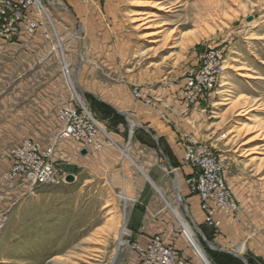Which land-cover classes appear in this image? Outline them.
I'll return each mask as SVG.
<instances>
[{
  "label": "rangeland",
  "instance_id": "rangeland-1",
  "mask_svg": "<svg viewBox=\"0 0 264 264\" xmlns=\"http://www.w3.org/2000/svg\"><path fill=\"white\" fill-rule=\"evenodd\" d=\"M6 18L14 21L0 36V264H142L133 246L157 235L141 244L126 225L133 203L80 178L61 154L70 139L59 137L58 109L84 104L111 128L127 125L106 103L116 97L220 159L238 200L236 218H224L264 249V0H32L20 20ZM24 146L39 155L57 148L58 171L78 179L25 181L13 154ZM193 234L209 264H260L211 249L204 227Z\"/></svg>",
  "mask_w": 264,
  "mask_h": 264
},
{
  "label": "crops",
  "instance_id": "crops-1",
  "mask_svg": "<svg viewBox=\"0 0 264 264\" xmlns=\"http://www.w3.org/2000/svg\"><path fill=\"white\" fill-rule=\"evenodd\" d=\"M19 75L16 74V77ZM97 91L95 86L94 92ZM106 103L111 105L115 114L130 122L128 127L118 123L111 128L106 121L100 120L105 132L97 134L99 150L86 146V153L82 154L84 144L70 139L65 142L68 148H62L64 151L61 154L65 157L63 161L76 167L80 178L87 180L89 176H94L110 190H120L122 201L124 197L128 198L124 203H133L126 217L129 232L139 237L141 244H145L152 236H160L173 244L185 259V264H209L208 256L193 243L192 238L181 233L183 227L187 235L188 231L191 232L197 242L193 233L201 226L212 232L209 237L211 249L228 252L240 259L248 256L255 262L264 263L260 239L248 240L239 225L224 217H220L221 224L216 233L204 223L199 198L191 194L186 183L191 170L183 166V139L176 130L164 122L158 113L141 103L121 102L117 97ZM125 145L129 147L123 149ZM54 153L56 157L59 156L57 148ZM67 173L73 175L75 181L78 179L76 173ZM167 206L172 213L166 209ZM241 242L243 246L232 250V246ZM125 264L140 263L135 260Z\"/></svg>",
  "mask_w": 264,
  "mask_h": 264
},
{
  "label": "built area",
  "instance_id": "built-area-1",
  "mask_svg": "<svg viewBox=\"0 0 264 264\" xmlns=\"http://www.w3.org/2000/svg\"><path fill=\"white\" fill-rule=\"evenodd\" d=\"M32 0H18L15 4L0 0V36H9L13 19L7 22L6 15L11 13L20 20L21 15ZM32 27V25H31ZM192 85V79L189 81ZM136 93V92H135ZM139 96L138 93H136ZM58 117L62 123L59 137L72 139L86 146L99 150L98 132H102L99 118L82 104L79 108L66 104L58 109ZM54 150L48 148L39 155L33 146H24L13 152L15 161L14 173L31 184H61L68 174L58 171L52 159ZM183 166L191 170L186 182L191 193L199 198V207L203 213L204 223L217 229L221 224L220 217L233 220L238 212V200L230 190L226 180L225 167L208 148L194 141H186L183 145ZM133 248L141 257L142 264H184L174 246L164 244L158 237H152L145 245L136 244Z\"/></svg>",
  "mask_w": 264,
  "mask_h": 264
},
{
  "label": "bare ground",
  "instance_id": "bare-ground-1",
  "mask_svg": "<svg viewBox=\"0 0 264 264\" xmlns=\"http://www.w3.org/2000/svg\"><path fill=\"white\" fill-rule=\"evenodd\" d=\"M139 13V12H138ZM133 125H134V123H133ZM126 155V154H125ZM126 157V156H125ZM129 157V156H128ZM127 158V157H126ZM128 159H130V158H128ZM127 176H128V174H127ZM128 185V184H127ZM131 194H133V192L131 193ZM127 197H124V202H126L127 201ZM189 238H192V241H193V243H195V245L197 244V242L195 241V238L193 237V235H192V233L191 232H189L188 231V235H187ZM200 251V250H199ZM201 253V252H200ZM201 255L203 256V254L201 253ZM204 258H205V255H204Z\"/></svg>",
  "mask_w": 264,
  "mask_h": 264
},
{
  "label": "water",
  "instance_id": "water-1",
  "mask_svg": "<svg viewBox=\"0 0 264 264\" xmlns=\"http://www.w3.org/2000/svg\"><path fill=\"white\" fill-rule=\"evenodd\" d=\"M81 153H82V154L86 153V150H85V149L81 150ZM73 180H74L73 175L68 174V175L66 176V181H67V182H72Z\"/></svg>",
  "mask_w": 264,
  "mask_h": 264
},
{
  "label": "trees",
  "instance_id": "trees-1",
  "mask_svg": "<svg viewBox=\"0 0 264 264\" xmlns=\"http://www.w3.org/2000/svg\"><path fill=\"white\" fill-rule=\"evenodd\" d=\"M99 115H100V118H104V117H106L104 114H102V115L99 114ZM234 258H235V257H234ZM236 259H237V258H236ZM216 262H217V261H216ZM217 264H220L219 261L217 262Z\"/></svg>",
  "mask_w": 264,
  "mask_h": 264
}]
</instances>
